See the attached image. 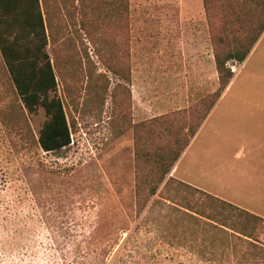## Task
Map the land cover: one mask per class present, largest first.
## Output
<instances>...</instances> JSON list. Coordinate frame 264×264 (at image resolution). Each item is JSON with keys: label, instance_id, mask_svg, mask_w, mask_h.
<instances>
[{"label": "rangeland", "instance_id": "obj_1", "mask_svg": "<svg viewBox=\"0 0 264 264\" xmlns=\"http://www.w3.org/2000/svg\"><path fill=\"white\" fill-rule=\"evenodd\" d=\"M204 1L61 0L44 8L71 126L70 146L56 153L39 148L44 113L26 112L0 59V264H231L207 254L211 229L193 236L182 215L150 208L158 195L138 213L135 195L132 126L152 118L146 105L164 103L179 86L175 71L188 79L185 109L219 87L217 80L211 90ZM230 68L180 168L206 192L264 219V33ZM256 236L264 240V229Z\"/></svg>", "mask_w": 264, "mask_h": 264}, {"label": "trees", "instance_id": "obj_2", "mask_svg": "<svg viewBox=\"0 0 264 264\" xmlns=\"http://www.w3.org/2000/svg\"><path fill=\"white\" fill-rule=\"evenodd\" d=\"M44 3L45 0H0V59L26 112L35 114L41 109L44 113L37 138L39 148L56 153L70 146L71 126L57 95L58 78L54 51L49 53ZM204 11L219 87L188 109L132 126L138 213L158 195L161 201H153L150 208L162 204L182 215L195 227L190 231L193 236L211 229L204 233V239L211 235L210 248L192 250L198 256L206 250L210 256L231 257V264H264V240L256 236L264 229L263 218L167 178L232 79L230 67L244 62L264 32V0H205ZM218 240H222L219 245Z\"/></svg>", "mask_w": 264, "mask_h": 264}, {"label": "crops", "instance_id": "obj_3", "mask_svg": "<svg viewBox=\"0 0 264 264\" xmlns=\"http://www.w3.org/2000/svg\"><path fill=\"white\" fill-rule=\"evenodd\" d=\"M89 3L91 4V1H89ZM57 4L60 5L61 0H45V3L43 4L44 19H45L44 8L46 7L50 10L52 7L54 9V7L56 8ZM51 12H49V13L51 14ZM45 22H46V19H45ZM46 24H47V22H46ZM263 33H262V35H263ZM262 35L260 37H262ZM210 60H211L212 66H213L212 68L215 70V63H214V59H213L212 55H210ZM154 72H159V71H154ZM214 72L215 73L213 74V77H212L213 78L212 79V89H211L212 91L215 90V88H216L215 86L217 85L216 81L218 80V78L215 77V76H217L216 70ZM133 73H135V77H136L137 72L134 71ZM157 75H158V73H156V75H152V76H157ZM174 78H176V80L174 81L175 84L179 85V86L178 87H171V90L169 91L170 93L169 92L167 93L164 101H162L160 99L161 100L160 102H164V103H157L156 102V103H153V105H151V104L149 105V103L146 105V108L149 109L148 111H150V112L152 111V114L150 117L154 118L156 116H161V115L166 114V113L171 112V111L182 110V109H185L188 107V105H189V87H188L189 83H188V79L186 76V72L182 71V70H180L179 72L175 71ZM135 79H137V78H135ZM143 90H145V89H143ZM132 93H133V101L140 100V87H137L136 85H134V87H132ZM143 93L145 94V92H143ZM158 100H159V98H156L155 101H158ZM148 102H150V101H148ZM133 108L135 109V104H134ZM134 122H135V120H134ZM186 152H187V149L184 150V152L181 154L179 159L176 161V163L172 167L170 173L168 174L167 178L171 177V178L178 180L182 183L190 185V186H192L198 190H201L207 194H210V193L206 192V190L203 188L204 186L196 184V182H194V178L192 176H190L184 169L180 168V164H181ZM204 178H205L204 175H201V177L197 178V179H199L203 182ZM197 179L195 178V181H197ZM210 195L217 197L219 199H222L217 194H210ZM222 200H224V199H222ZM224 201H226V200H224ZM226 202L231 203L229 201H226ZM231 204H233V203H231ZM233 205H235V204H233ZM235 206H237V205H235ZM238 207H240V206H238ZM240 208H242V207H240ZM242 209L259 216V214L257 212H255L254 210H252L250 208L244 207Z\"/></svg>", "mask_w": 264, "mask_h": 264}]
</instances>
